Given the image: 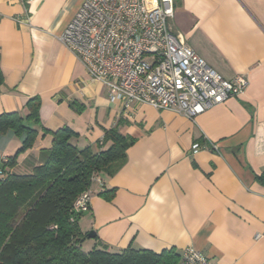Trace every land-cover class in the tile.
<instances>
[{"label": "crops", "instance_id": "1", "mask_svg": "<svg viewBox=\"0 0 264 264\" xmlns=\"http://www.w3.org/2000/svg\"><path fill=\"white\" fill-rule=\"evenodd\" d=\"M81 3L0 0V114L25 116L27 101L39 96L43 127L70 126L79 147L117 125L137 139L122 167L101 175L103 187L93 186L79 223L97 239L87 237L84 248L98 239L113 252L194 246L218 264H264V183L257 179L264 172V0L176 1L173 32L223 77L249 80L243 94L194 120L147 103L110 101L105 85L59 39ZM204 139L207 149L192 151ZM21 143L0 134V166ZM51 144L52 135L39 128L34 146L6 170L30 173ZM111 188L113 200L99 195Z\"/></svg>", "mask_w": 264, "mask_h": 264}, {"label": "trees", "instance_id": "2", "mask_svg": "<svg viewBox=\"0 0 264 264\" xmlns=\"http://www.w3.org/2000/svg\"><path fill=\"white\" fill-rule=\"evenodd\" d=\"M41 104V98L33 96L26 103L25 116L0 114V134L11 132L22 142L0 166V264H179L181 252L175 247L156 252L129 246L113 252L98 239L91 249L84 248L88 232L79 223L84 211H76L74 202L86 191L93 193L94 175L101 179L102 174L114 175L137 139L121 133L117 125L106 129L94 145L79 147V134L70 126L43 127ZM71 106L77 112L83 110L76 100ZM39 128L52 135L51 147L42 152V163L30 173L7 171L34 146ZM257 179L264 183V172ZM115 194L116 188L99 192L108 201Z\"/></svg>", "mask_w": 264, "mask_h": 264}, {"label": "built area", "instance_id": "3", "mask_svg": "<svg viewBox=\"0 0 264 264\" xmlns=\"http://www.w3.org/2000/svg\"><path fill=\"white\" fill-rule=\"evenodd\" d=\"M174 14L175 0H82L59 39L105 85L110 101L125 107L147 103L194 120L243 94L249 80L244 74L227 79L211 67L173 32ZM205 140L195 142L192 151L207 149ZM92 180L103 187L98 175ZM92 194L78 196L74 209L87 210ZM179 264L218 263L188 246Z\"/></svg>", "mask_w": 264, "mask_h": 264}, {"label": "water", "instance_id": "4", "mask_svg": "<svg viewBox=\"0 0 264 264\" xmlns=\"http://www.w3.org/2000/svg\"><path fill=\"white\" fill-rule=\"evenodd\" d=\"M95 236H96L95 231H89V232H88V236H87V237H89V238H94Z\"/></svg>", "mask_w": 264, "mask_h": 264}]
</instances>
